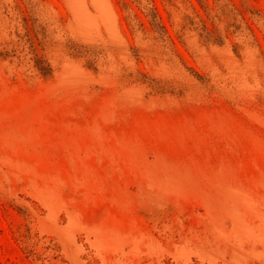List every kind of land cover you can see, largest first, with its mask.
<instances>
[{
	"label": "rangeland",
	"instance_id": "obj_1",
	"mask_svg": "<svg viewBox=\"0 0 264 264\" xmlns=\"http://www.w3.org/2000/svg\"><path fill=\"white\" fill-rule=\"evenodd\" d=\"M0 264H264V0H0Z\"/></svg>",
	"mask_w": 264,
	"mask_h": 264
},
{
	"label": "trees",
	"instance_id": "obj_2",
	"mask_svg": "<svg viewBox=\"0 0 264 264\" xmlns=\"http://www.w3.org/2000/svg\"><path fill=\"white\" fill-rule=\"evenodd\" d=\"M39 71L41 72L42 75H45L46 74V71L49 70L47 68H42V66H37Z\"/></svg>",
	"mask_w": 264,
	"mask_h": 264
}]
</instances>
